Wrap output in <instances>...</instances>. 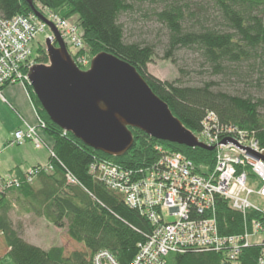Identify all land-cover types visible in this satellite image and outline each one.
<instances>
[{
  "label": "trees",
  "instance_id": "16d2710c",
  "mask_svg": "<svg viewBox=\"0 0 264 264\" xmlns=\"http://www.w3.org/2000/svg\"><path fill=\"white\" fill-rule=\"evenodd\" d=\"M0 0V17L11 19L29 15L33 9H45L63 19H73L80 28L83 51L90 58L110 53L136 68L151 90L164 101L182 125L197 133L207 112L214 114L222 128L237 127L251 134L264 148V100L253 101L215 90L214 82L201 86L184 84L180 79L161 81L148 73L154 48L141 42L127 41L121 18L134 13L128 0ZM151 16L167 31L166 54L191 49L200 54L212 75L232 77L236 81L261 87L264 81V0H159ZM47 64L45 46L34 58ZM253 76H256L253 83ZM2 86V85H1ZM0 86V87H1ZM44 132L51 138L50 170L40 169L31 181L24 172L14 176L18 186L0 192V264H92L93 255L110 252L118 264H128L152 229L151 222L137 209L129 207L123 195L90 172L95 160L107 159L127 168L143 166L155 157V145L181 153L198 171L211 170L214 151L186 147L150 138L131 129L132 147L121 157L96 151L50 121L30 85L26 86ZM264 110V109H263ZM226 134H220L222 139ZM42 165L33 166L39 168ZM69 174L75 182H68ZM247 178L252 174L246 171ZM13 204L43 217L49 224L66 228L74 249L52 246L47 250L26 242L10 218ZM218 223L223 234H237L250 225V213L244 218L230 210L225 201L217 202ZM69 245V244H68ZM260 246L245 247L238 264H259ZM173 264H225L220 252L187 250L169 254Z\"/></svg>",
  "mask_w": 264,
  "mask_h": 264
},
{
  "label": "built area",
  "instance_id": "2783aa9c",
  "mask_svg": "<svg viewBox=\"0 0 264 264\" xmlns=\"http://www.w3.org/2000/svg\"><path fill=\"white\" fill-rule=\"evenodd\" d=\"M53 24L66 44L75 64L82 70L89 67L91 58L83 51L80 28L72 21L63 19L49 10L42 14ZM48 27L33 13L16 15L11 19L0 17V86L4 84L29 85L28 72L37 64L31 58L30 43L35 36ZM46 39L54 43L52 33ZM35 125L23 122L15 129L10 144L30 141L35 148L44 144L38 129L45 123L34 107ZM202 128L193 133L198 141L214 147V163L211 170L198 171L194 163L179 152L155 145L156 157L149 163L134 169L107 159L95 160L90 172L109 188L121 193L124 202L137 209L152 224L145 241L128 264H167L172 253L187 250L216 251L222 253L225 264H238L241 251L250 245L260 246L258 263L264 264V162L246 151L256 152L262 148L247 131L237 127L222 128L217 125L213 113L207 112ZM226 134L220 139V134ZM49 150V157L53 152ZM48 162L39 168L26 170L24 176L31 181L40 169L50 170ZM257 180L252 188L246 176ZM68 182H75L67 174ZM19 179L0 175V192L18 186ZM225 201L230 210L244 218L252 212L250 225L237 234H223L218 223L217 202ZM262 234L260 242H251V237ZM92 264H118L107 250L93 255Z\"/></svg>",
  "mask_w": 264,
  "mask_h": 264
},
{
  "label": "water",
  "instance_id": "95a60500",
  "mask_svg": "<svg viewBox=\"0 0 264 264\" xmlns=\"http://www.w3.org/2000/svg\"><path fill=\"white\" fill-rule=\"evenodd\" d=\"M32 12L54 37V43L45 41L48 63L35 64L28 72L29 85L51 122L109 156L121 157L132 147L131 129L159 141L213 150L173 116L135 67L100 52L88 69H80L56 27L37 10ZM246 151L264 162V149Z\"/></svg>",
  "mask_w": 264,
  "mask_h": 264
},
{
  "label": "rangeland",
  "instance_id": "374dc122",
  "mask_svg": "<svg viewBox=\"0 0 264 264\" xmlns=\"http://www.w3.org/2000/svg\"><path fill=\"white\" fill-rule=\"evenodd\" d=\"M128 1L133 4L134 13L121 18V21L125 24V37L127 41L141 42L153 46L154 55L151 63L147 65L148 73L152 74L161 81H172L178 78L184 84L191 86H201L207 82H214L215 85L213 88L215 90H220L231 95L241 96L243 98L250 96L253 101H255L256 98L259 100H264V81H261V87H254L252 85H246L245 83L238 82L232 77L228 78L212 75L209 69H207L206 65L203 63L200 54L191 49H178L171 55L166 54L167 31L150 15L151 10L154 7L159 6V0ZM70 21L73 22V19H70ZM48 33H51V31L48 27H46L45 30L39 32L30 43L32 59L39 55V48L45 46V38L46 34ZM255 77L256 76H253V83L254 79H256ZM9 86L10 90H12L17 96V90L15 89L17 84H12ZM0 95L11 103L5 90H0ZM263 109V106H261L260 110L262 112L264 111ZM32 115L33 118L31 124L35 125L34 112ZM19 121L22 123V120L19 119V116L16 115L13 110L10 108L5 109L4 107L0 106V137L4 138L9 136L10 132L13 134V129L16 125H19ZM37 131L44 140L45 145L42 147L35 148L30 141H26L21 144H5V146L0 147V153L3 152L2 156L6 157L20 155L24 152L34 153L40 155V158H44V160L47 161L49 157L48 146L51 144V138L44 132V130L38 129ZM26 144H29V146ZM27 167V165L22 166V168ZM248 183L252 188L258 187L256 179L249 178ZM260 206L264 208L263 204H260ZM13 215L15 216L14 212ZM22 221L27 222L26 219H22ZM26 231L27 234H29V238L45 244L46 246H66L68 247L67 249L69 251L75 248L74 242L69 240L67 236L65 227H55L52 224L45 223L42 219L40 220L39 226H28ZM262 238L263 235L259 233L251 237L250 240L252 243H255L260 242ZM167 264L173 263L168 259Z\"/></svg>",
  "mask_w": 264,
  "mask_h": 264
},
{
  "label": "crops",
  "instance_id": "0c3cea01",
  "mask_svg": "<svg viewBox=\"0 0 264 264\" xmlns=\"http://www.w3.org/2000/svg\"><path fill=\"white\" fill-rule=\"evenodd\" d=\"M12 84H4L0 87V90H5L8 98L10 99L11 103L8 102L5 98H3L0 95V106L6 108H10L13 110L16 115L19 116V119L22 120V123L25 122L29 125H32V113L34 112L33 108L34 105L29 98V93L27 91V88L24 87L21 84H17V87L15 89L17 90V96L14 94L12 90H10V86ZM16 86V85H15ZM21 92V96H20ZM32 103V104H31ZM33 105V106H32ZM35 117V116H34ZM21 121H19V125H16L13 130L19 128L22 126ZM41 136V135H40ZM12 139V132H10L9 136H6L4 138L0 137V147L5 146V144H10V141ZM41 139L43 140L42 136ZM44 142V140H43ZM3 143V144H2ZM52 143V140H51ZM29 146V144H26ZM51 146V144H50ZM48 146V149L49 147ZM47 147V146H46ZM2 153H0V175L3 177L10 176L17 172V170H20L21 172H24L33 166L36 165H46L49 161V157L46 160L44 158H40V155L34 154V153H28L24 152L20 155L15 156H2ZM23 165H27V168H22ZM8 174V175H7ZM7 175V176H6ZM13 212L15 216L13 215ZM10 218L13 222L14 227L18 230L20 236L28 243L33 244L41 249L47 250L52 246H60V245H49L46 246L45 244H42L38 241H35L31 238H29V234H27L26 228L28 226H36L40 225V220L42 219L45 223L48 224V222L40 216H36L34 213L26 210L24 207L21 209L18 205L13 204V209L10 213ZM22 219H26L27 222H23ZM62 247V246H61Z\"/></svg>",
  "mask_w": 264,
  "mask_h": 264
}]
</instances>
